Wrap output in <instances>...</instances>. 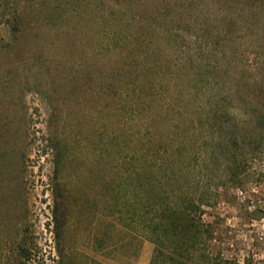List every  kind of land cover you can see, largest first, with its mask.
Listing matches in <instances>:
<instances>
[{"label": "rangeland", "instance_id": "1", "mask_svg": "<svg viewBox=\"0 0 264 264\" xmlns=\"http://www.w3.org/2000/svg\"><path fill=\"white\" fill-rule=\"evenodd\" d=\"M186 192L264 264V0H0V264H149Z\"/></svg>", "mask_w": 264, "mask_h": 264}, {"label": "trees", "instance_id": "2", "mask_svg": "<svg viewBox=\"0 0 264 264\" xmlns=\"http://www.w3.org/2000/svg\"><path fill=\"white\" fill-rule=\"evenodd\" d=\"M12 25L15 30L18 29L16 16ZM185 194L188 196V205L183 209L171 208L168 204L159 212L155 211V216L150 215L151 210L142 215V232L150 234L149 238L155 245L149 264H192L198 257L208 260V254L203 251L202 245L213 234L209 225L202 221L201 206L198 204L200 195L196 199L193 193ZM54 221L56 236L61 239L64 235V221L60 220L56 211ZM171 244L175 248L171 249Z\"/></svg>", "mask_w": 264, "mask_h": 264}]
</instances>
